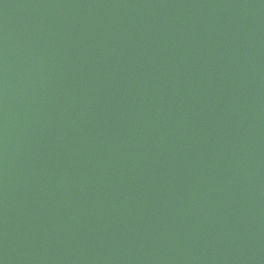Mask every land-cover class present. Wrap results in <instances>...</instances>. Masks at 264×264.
Segmentation results:
<instances>
[{
    "label": "water",
    "instance_id": "95a60500",
    "mask_svg": "<svg viewBox=\"0 0 264 264\" xmlns=\"http://www.w3.org/2000/svg\"><path fill=\"white\" fill-rule=\"evenodd\" d=\"M0 264H264V0H0Z\"/></svg>",
    "mask_w": 264,
    "mask_h": 264
}]
</instances>
